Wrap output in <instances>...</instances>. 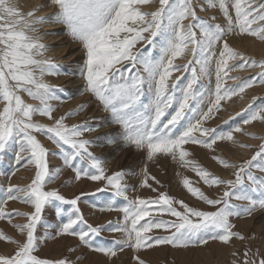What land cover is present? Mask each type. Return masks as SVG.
I'll use <instances>...</instances> for the list:
<instances>
[{"label":"snow or ice","instance_id":"snow-or-ice-1","mask_svg":"<svg viewBox=\"0 0 264 264\" xmlns=\"http://www.w3.org/2000/svg\"><path fill=\"white\" fill-rule=\"evenodd\" d=\"M155 2L51 0L56 11L44 16L37 15L44 5L24 12L17 0H0V154L14 148L17 164L24 161L25 166H34V176L27 185H0V220L12 223L14 216L25 218V222L12 225L24 237L23 241L0 229V239L16 245L11 254H0V264H75L67 257L42 258L36 254L40 239L64 236L77 238L79 246L104 255L109 264L125 248L137 253L162 245L187 250L206 246L210 241L227 246L233 238L242 241L254 238L236 230L232 221L264 212V143L251 158L239 164L219 155L212 156L224 169H233V178L217 175L189 159L192 153L186 145H200L215 152L218 141L239 143L234 133H243V127L220 131L205 124L220 110L222 101L243 94L256 84H264V59L245 56L228 39L232 35H248L264 42V0H204V3L158 0L154 10H144ZM198 9H217L223 23L215 22V15H198ZM49 20L64 24L81 43L85 54L79 70L83 91L110 113L109 123L118 126L114 131L89 139L85 134L96 132L102 124L66 123L69 117L82 112L86 104L55 115L57 107L52 101L61 99L58 93L62 89L48 83L45 76L58 75L61 66L45 57L47 46L39 36V26ZM142 43L144 47L136 50ZM148 46L158 49V54L154 56ZM186 53L191 54V59L177 64V58ZM245 68L260 71L244 80L230 75ZM181 70L191 74L183 85L181 76L171 80L173 72ZM213 74L214 87L201 83V78L207 77L210 85ZM228 80L239 83L229 85ZM22 93L38 103L27 102ZM256 99L253 97V101ZM243 114H246L242 121L245 125L264 122V104L256 107L249 104ZM36 116L46 117L50 123L34 119ZM38 134L46 136L54 148L46 147ZM94 146L129 148L144 153L148 162L163 156L183 168H192L208 187L223 186L220 195L212 197L194 186L189 177L183 178L187 191L214 210L190 206L182 199L152 188L149 180L156 185L161 182L150 175L147 164L141 171L142 186L152 188L158 195L129 199L132 186L126 177L134 173L118 170L109 174L105 161L93 151ZM50 156L62 158L63 167L73 171L75 181H103L104 187L97 188L96 193L110 190L111 199L100 210L122 211L123 223L109 221L94 226L85 219L78 203L84 193L67 199L58 188H46L63 171L61 167L50 169ZM15 174L12 171L7 175L10 179ZM4 175L0 171V176ZM121 198L126 203L117 207L116 202ZM17 200L32 210L8 211V202ZM65 205L70 207L66 210ZM46 209L52 210L56 223L47 225L53 228L52 232L38 238L37 226L43 223ZM163 214L173 219H163ZM153 229H163L167 234H150ZM104 231L122 233L123 238L113 239L110 245L98 243ZM70 251L76 252L77 248ZM135 260L137 264H146L139 255ZM239 264H264V254L259 249L247 248Z\"/></svg>","mask_w":264,"mask_h":264},{"label":"rangeland","instance_id":"rangeland-1","mask_svg":"<svg viewBox=\"0 0 264 264\" xmlns=\"http://www.w3.org/2000/svg\"><path fill=\"white\" fill-rule=\"evenodd\" d=\"M44 1L42 0L37 5H43ZM17 2L24 12H27L31 10L32 8H34L35 6H37V5L31 6L29 7V9L28 8L26 9L24 8L25 6H23L24 3L23 5H21L23 0H17ZM194 2H197V0H194ZM198 2L204 3V0H198ZM47 5L42 7V9L37 13V15L51 16V14L54 11H56L55 5H52V4L51 5L47 4ZM157 5H158V0H156V2L153 3L152 5H146L144 10H148V11L154 10V8ZM198 15H201L203 17H210V16L215 15L217 17L215 22L223 23L222 15L219 13L217 9H207L206 11H200L198 9ZM51 23L53 22L49 20L39 26L40 28L39 36L42 42L47 46L45 57L51 58L56 64L61 66L60 73L58 75L45 76V80L48 83L56 86L59 89H62V91L58 93L61 99L58 101L57 100L52 101V103L56 105L57 107V111L55 112V115L59 116V115L65 114L74 109H77L78 106L81 104H86L87 107L89 108L86 107L82 112H79L77 115L69 117L66 123L71 125V124H80V123L87 121L90 125L102 124L101 118L96 117L97 114L94 113L96 111L95 110L94 112L92 111V109H94L95 107L92 108L90 102L82 101V100L79 102H75V103L70 102L76 96V94L73 92L74 89L76 88L66 86L67 83H63L64 81L63 75L72 76L74 72L76 71L75 69H77L76 65L80 63V59H82L80 66L83 65L85 54L82 49L81 43L74 39L80 44V46L76 47V50L78 49V51L80 50L82 51V53L80 52L79 55L78 54L75 55V58L68 64L60 62L59 61L60 58H58V56L56 55V54H59L58 53L59 49L57 48L58 42L55 43L52 41H57L59 37L55 36V34L61 33L63 30L67 32L69 35L70 33L64 24L59 23L58 26L63 25L60 27L61 30H59V29H52ZM246 38H253V37H250L248 35H232L228 37L230 45L237 48L242 53H244L245 56L252 57L256 60L264 59L263 57L261 58L258 55L256 56V55L250 54L249 51H246V50L242 51L238 46H236L234 40H238V42H242ZM253 39H256V38H253ZM143 47H144V43L138 44L136 46V50H140ZM148 51H151L154 56L158 54V49H153L151 46H148ZM189 59H191V54L186 53L184 56L178 57L175 62L177 64H185L188 62ZM232 63H235V62H232ZM259 71H260L259 68H245L242 70H236V71L230 72V75L240 76V79L243 76L241 80H244V79L255 76V74L258 73ZM248 72H250L251 74ZM176 76L182 77L180 81L181 85L185 84L187 80L191 78L190 72H185L183 70H181L180 72H173L171 80H175ZM201 83L205 86L214 87V84H215L214 74L212 75V80H211L210 85H209L207 77H202ZM227 83L229 85H232V84L239 83V81L228 80ZM263 85L264 84H256L252 88L254 89L256 87H260ZM252 88H249V90L247 89L243 94L233 96L230 100L222 101L220 110L216 112L213 118L208 120L205 124V126L207 127L217 128L220 131H228L236 126L243 127L245 130L243 133H234L238 142L240 143L234 144L230 141H218L217 145L214 146L215 152H213L212 150L206 149L200 145L189 144V145H186L188 150L192 153V156L189 159L197 161L199 164L208 168L210 171L216 173L217 175H220L225 178H231L233 169L231 168L224 169L222 165L218 164L216 161L212 159V156L219 155L226 159L231 160L232 162L239 164L243 162V160L249 159L251 158L252 155H254V153L258 150V146L264 143V132H261V131H259L258 133L251 132V133L256 134L255 137L246 134L250 132L246 131L247 130L246 127H249L248 126L249 124L245 125L242 123L243 119L246 118V114H243V110L248 108L249 104H253L254 107L264 104V88L261 89L262 92L259 91V95H257L258 93L257 94H253V92L251 93L250 91L253 90ZM22 95L24 96L27 102L33 103V104L38 103V101H34L30 97H28L27 94L22 93ZM253 95L257 98V100L253 101V97H254ZM235 99H238L239 103H241L240 106L242 105L243 106L241 108L236 109L235 112L234 110L231 111L232 114L223 119L221 112L223 111V109H225V106L229 103V101L231 103ZM244 100H246V102H244ZM96 103L102 107V105L99 104V102L96 101ZM107 113L110 116V113L109 112ZM237 113H242V115L238 116ZM34 119H37L42 123H50V121L46 117L36 116L34 117ZM256 123H258V125H262L261 121H254L251 123V125H255ZM102 128L90 134L86 133L85 135L87 138L91 139L95 136L101 135L102 133L108 132V131H103L104 129L102 130ZM239 134H243V140L241 141L240 139H238ZM38 138L49 149L54 148L53 143L50 140H48L46 136L38 134ZM240 144H249L255 147L246 148V147H241ZM112 149L113 148H109L106 146H94L93 147V151H95L97 155H100L101 158L105 161V166L108 168L109 174H111V172L118 171V170H126V171H129L130 173L136 174L138 179L142 182L141 171L144 165L147 164L148 172L150 173V175L156 176V178L160 180L161 185H162V186L156 185L154 181L149 180V183L152 185V188L158 189L159 192H167L170 196H174L177 200L182 199L186 203H188L190 206L199 207L202 210H209V211L214 210L212 206L207 205L203 201H200L198 198L194 197L191 193L187 191V189L184 187L182 183L183 178L185 176L189 177L190 180L193 182L194 186L200 187L206 194L212 197L219 196L223 189V186H220L219 188L215 186L211 188L208 187L207 185L203 183L202 180H200V178L196 175L195 171L192 168H183L175 161H172L170 158H165L161 156L154 162H148L146 161L144 153L142 152L135 151L129 148H123V149L118 148V149H115L114 151H112ZM15 152H16V149L13 148V149H9L5 153L0 154V171H3L4 173H6V175L0 176V185H3L4 187H7L8 183L15 184L12 182V178L14 176H11L9 179L7 174L11 173L12 171H15L16 173L18 168L23 169V166L25 165V162L23 161H21L20 164L16 163ZM262 163H264V161H262ZM58 164L62 166L61 168H63V171L61 175L59 176V178L55 180L52 184L46 185V188H51V187L58 188L61 194L64 195L67 199H72L75 196L80 195L81 193H84L85 195L81 197V200L78 203H79L81 211L84 214L85 219H87L89 223L93 224L94 226L97 224L106 225L109 221H112L114 224L120 223V222L123 223V215H122L123 212L117 211V210H113L114 212H116V214H114L109 220L102 221L106 216H100V217L94 218L93 220L91 218V215L95 217L97 216V212H95L96 213L95 215L92 211L85 210L84 207L82 206L81 201L85 199V203L88 206L100 210L101 206L104 205V204H101L100 201L102 202L104 200L106 203V201L111 199L109 195L110 190H106L102 194L96 193L97 188L104 187L103 181H91L88 179H82L81 181H75L73 179L74 177L73 171L71 169L63 167L62 158L58 156L49 157L50 169L54 170L56 167H59ZM27 168L33 172L31 177L29 178L28 183H30L31 179L34 176V166L29 165ZM28 169H25V170H28ZM65 170H69V171H65ZM130 176L126 177L127 182L129 183V185L132 186V190H130L131 192L129 191L128 193L129 199H134L137 196L141 198H145V199L155 198L158 195V192H154L152 188L142 186V183H141V188L135 189L133 187V182L131 181ZM6 178H8V180H6ZM66 181H73V182L66 184L65 183ZM78 183L83 184V188L81 190H78V191L76 190L75 192H73L75 186ZM21 186H23V184ZM88 186H92L94 188L91 187L89 190H87L86 187ZM142 187H145V189H148V191L143 192ZM98 195H102V196L104 195V198L101 199ZM116 203H117L116 205L117 207H122L124 206L126 202L121 198ZM69 207L70 206L65 205L66 210ZM13 209H18L20 211H31L32 210L31 206L26 205L20 201H18L17 204L12 203L9 206H7L8 211H12ZM153 215L154 216L156 215L155 211H153ZM162 218L163 219H173L168 214H163ZM145 219H148V218L146 217ZM241 219H244V220H241ZM22 222H25V218L20 217V216H14L12 223H9L8 220L6 219L0 220V229H2L8 235H11L16 239L23 241L24 237L20 235L18 229L12 226L15 223H22ZM232 222L236 224V230L240 231L246 237H251L254 235V238L246 239L243 241L237 238H233L231 244L227 246L219 242L210 241L209 244L206 246L189 248L187 250L162 245V246H154L151 249H142L140 250L139 253H137L134 249L125 248L122 252H118L116 257L111 258L110 263H113L115 260H117L120 264H137L135 257L136 255H139L142 259L146 261V264H232L233 261H236L237 264H239L242 258L243 251L247 248H251L252 251H256L257 249H259V252L264 254V212H256L254 213L252 217H241L238 219L234 218ZM55 223H56V218H54L52 210L46 209L44 213L43 223L37 226L38 238H42L45 235V232H49V233L52 232L53 228L47 227V225L54 226ZM150 234L165 235L167 233L163 229H153V233H150ZM122 238H123V235L121 233H113L109 231H104L103 233H101V236L98 238L97 242L98 243L103 242V243L110 245L113 239H122ZM15 247H16L15 244H12L11 242L0 239V254H11L14 251ZM74 247L77 248V251L71 252L70 249ZM127 250L132 251L130 254V257H131L130 262L127 261L128 254L119 255V254L124 253ZM36 254L42 258L67 257L68 259L75 261V264H100L103 258L109 261V259L106 258L104 255L96 254L95 252L89 251L86 248L79 246L78 239L74 237H69V236L57 237L55 239L48 238L46 240L40 239V244H39ZM76 257H80V259L76 260ZM122 259H124L125 261H122Z\"/></svg>","mask_w":264,"mask_h":264},{"label":"bare ground","instance_id":"bare-ground-1","mask_svg":"<svg viewBox=\"0 0 264 264\" xmlns=\"http://www.w3.org/2000/svg\"><path fill=\"white\" fill-rule=\"evenodd\" d=\"M42 0H23V2L21 3V5H24L25 6L24 8H28L31 7V6H35L37 5L38 3H40ZM44 1V0H43ZM45 2V4H44ZM43 2V5H51V0H46ZM22 6V7H23ZM48 7V5H47ZM52 25V29H59L61 30V26L63 25H59V23H51ZM48 32V31H47ZM63 30L61 33H57L55 34V36H58L59 38L57 39V41H52V42H55L57 43V48L59 49V54H56L58 56L59 61L62 62V63H65V64H68L70 63L74 58H75V55H79L80 52L82 53V51H78V49L76 50V47L77 46H80L79 42L75 41L73 37H71L67 32H65ZM236 39V38H234ZM236 46H238L242 51L246 50V51H249L250 54H253V55H258L259 57H263L264 58V42L260 41V40H257V39H253V38H246L245 40H243L242 42H238V40H234ZM63 46V47H61ZM82 62V59H80V63ZM80 63L77 66V69H75L76 71L74 72V74L72 76H69V75H63V83H67L66 86L68 87H75L76 89H74V93L76 94L75 98L70 101L71 103H75V102H79V101H87V102H90L91 104V107H95L94 109H92V111L94 112V110L97 114L96 117H99L101 118V121H102V130L103 131H108V132H112L114 131L116 128H118L117 125H114V124H110L109 121L111 119V117L108 115V113L106 111L103 110V107H101L100 105H98L96 103V101L91 97V95L87 92H84L83 91V84H84V81L83 79L81 78L80 76V73H79V70L82 66H80ZM63 70V69H62ZM65 72V71H64ZM67 73V72H66ZM240 73V72H239ZM243 73V72H242ZM247 73V72H246ZM250 73V72H248ZM251 74V73H250ZM243 75V74H242ZM240 77V76H239ZM243 77V76H242ZM241 77V79H242ZM246 77V75H245ZM254 87V86H253ZM264 88V85L263 86H260V87H256V88H252L253 90H251L250 92L253 94H257L259 95V91H261V89ZM249 90V89H248ZM262 92V91H261ZM74 95V94H73ZM254 96V95H253ZM255 97V96H254ZM252 99V97H251ZM260 99V98H259ZM257 100V99H256ZM67 102V101H66ZM244 102H246V100H244ZM64 103V101H63ZM67 104V103H65ZM64 104V105H65ZM249 104V103H248ZM247 104V105H248ZM241 103H239V100L238 99H235L234 101H232L225 106V109H223V111L221 112V115L224 118L230 116L232 113L231 111L234 110V112L236 111V109L238 108H241L242 106H240ZM246 105V104H244ZM246 107V106H244ZM89 108V107H87ZM95 116V115H94ZM94 123V122H93ZM98 123V122H97ZM249 124L248 126L249 127H246L247 128V132H264V122H262V125H258V123H256L255 125H251ZM238 139L243 140V134H239L238 135ZM240 143V142H239ZM115 149H112V151H114ZM250 153V152H249ZM248 154V153H247ZM143 156V155H142ZM24 162V161H23ZM59 167H62L60 164H58ZM151 166V165H150ZM28 166H23V169L21 168H18L17 172H16V175H14V177L12 178V182L15 183V184H19V185H27L28 182H29V178L31 177V175L33 174V172L27 168ZM25 169H28V170H25ZM65 171H69V170H65ZM233 171V170H232ZM232 178V177H231ZM130 179L131 181L133 182V187L136 189V188H141V181L138 179V177L136 176V174L134 175H131L130 176ZM138 179V180H137ZM6 180H8V178H6ZM73 182V181H71ZM92 186H88L86 187L87 190H89ZM83 188V184H80L78 183L75 188H74V191L75 192L76 190H81ZM94 188V187H92ZM137 191V190H136ZM140 191V190H139ZM142 191L143 192H146L148 191V189H145V187H142ZM131 192V191H130ZM141 194V193H140ZM101 199L104 198V195H98ZM132 197V196H131ZM110 198V197H109ZM100 200V199H99ZM98 200V201H99ZM18 200L17 201H10L8 203V206L12 203H15L17 204ZM82 202V206L84 207L85 210L87 211H92L95 215L97 212V216L93 217L91 215V218L94 220V218H97V217H100V216H106L102 221H106V220H109L114 214H116V212H112V211H101L99 209H95V208H92L90 206H88L86 203H85V199ZM87 202V201H86ZM101 204H105V201L103 200L102 202L100 201ZM117 205V203H116ZM120 205V204H119ZM122 206V205H121ZM123 207V206H122ZM123 215V214H122ZM121 216V215H119ZM102 219V218H101ZM119 219V218H118ZM241 220H244V219H241ZM121 223V222H120ZM51 231V230H50ZM122 234V233H121ZM123 235V234H122ZM132 251H125L124 253L122 254H119V255H127L128 257V262H130L131 260V257H130V254H131ZM98 254V253H96ZM101 255V254H100ZM122 261H125L124 259H122ZM126 263V262H124ZM100 264H109V261L108 260H105V258L102 259V261L100 262ZM110 264H120L117 260H115L113 263H110Z\"/></svg>","mask_w":264,"mask_h":264}]
</instances>
